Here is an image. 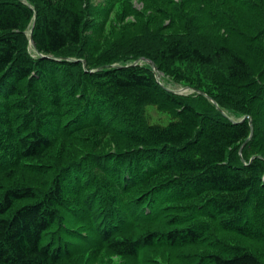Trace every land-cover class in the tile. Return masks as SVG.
<instances>
[{
    "label": "trees",
    "instance_id": "16d2710c",
    "mask_svg": "<svg viewBox=\"0 0 264 264\" xmlns=\"http://www.w3.org/2000/svg\"><path fill=\"white\" fill-rule=\"evenodd\" d=\"M220 12L228 41L175 37L152 54L165 73L219 69L226 90L245 91L234 111L198 89L200 109L147 67L87 69L83 0H0V264L146 250L170 264H264V0H223ZM160 99L175 115L152 123L140 108ZM109 136L126 150L101 153Z\"/></svg>",
    "mask_w": 264,
    "mask_h": 264
},
{
    "label": "rangeland",
    "instance_id": "374dc122",
    "mask_svg": "<svg viewBox=\"0 0 264 264\" xmlns=\"http://www.w3.org/2000/svg\"><path fill=\"white\" fill-rule=\"evenodd\" d=\"M83 1L88 23L84 43L79 47V59L87 69L121 64L140 65L150 68L154 74L156 73L161 84L174 93L192 96L199 94L195 93L198 89L207 90L221 98L230 110L234 109L233 107L237 108L241 100L240 93L244 94L245 91H240L239 87H236V91L232 90V87L226 90L228 87H223L220 82L219 69L201 68L192 62H175L165 73L157 69L152 54L175 37L210 45L228 41L224 21L219 16L223 0ZM33 22L34 19L25 24V31L29 37ZM260 26V29H264V20ZM27 48L29 53L36 57L31 43ZM150 62L155 66L152 67ZM192 100L200 109H210L203 98L192 96ZM140 113L152 123L167 122L175 115L174 109L162 99L144 104L140 108ZM100 150L101 153H114L116 150H126V147L118 148L114 137L109 136ZM15 175H19L16 180H21L25 171L19 170ZM25 179L28 183L29 179ZM219 236L242 246L257 247L256 243L230 231L221 232ZM87 260L86 256L79 263L78 259L74 258L68 264H85ZM170 260L167 251L161 253L146 250L137 260H126L106 251L101 254L97 264H170Z\"/></svg>",
    "mask_w": 264,
    "mask_h": 264
},
{
    "label": "water",
    "instance_id": "95a60500",
    "mask_svg": "<svg viewBox=\"0 0 264 264\" xmlns=\"http://www.w3.org/2000/svg\"><path fill=\"white\" fill-rule=\"evenodd\" d=\"M31 43L34 44L32 36H31ZM150 65H151L152 67L155 66L154 63H152V62H150Z\"/></svg>",
    "mask_w": 264,
    "mask_h": 264
},
{
    "label": "bare ground",
    "instance_id": "6f19581e",
    "mask_svg": "<svg viewBox=\"0 0 264 264\" xmlns=\"http://www.w3.org/2000/svg\"><path fill=\"white\" fill-rule=\"evenodd\" d=\"M49 54V53H48ZM216 56V55H215ZM163 57V56H162ZM215 59V58H214ZM217 60V59H216Z\"/></svg>",
    "mask_w": 264,
    "mask_h": 264
}]
</instances>
